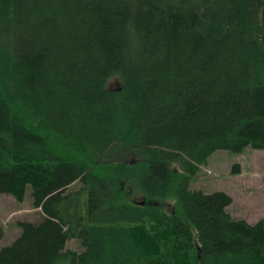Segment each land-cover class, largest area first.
<instances>
[{
    "label": "trees",
    "instance_id": "trees-1",
    "mask_svg": "<svg viewBox=\"0 0 264 264\" xmlns=\"http://www.w3.org/2000/svg\"><path fill=\"white\" fill-rule=\"evenodd\" d=\"M246 148L264 0H0V193L42 212L0 264H264V220L191 189Z\"/></svg>",
    "mask_w": 264,
    "mask_h": 264
},
{
    "label": "rangeland",
    "instance_id": "rangeland-1",
    "mask_svg": "<svg viewBox=\"0 0 264 264\" xmlns=\"http://www.w3.org/2000/svg\"><path fill=\"white\" fill-rule=\"evenodd\" d=\"M120 81L112 79L108 87L116 89ZM130 159V157L128 158ZM238 166V173H233V166ZM75 183L72 187H78ZM191 189L202 190L205 193L223 191L231 197V203L226 208L232 217L254 223L264 220V153L262 150L246 148L240 154L227 151L213 153L207 163L202 166ZM141 196H137L140 200ZM42 218L40 208L32 205L30 192L23 202H17L11 195L0 193V225L4 236L0 247L9 244L19 234L18 221L38 222ZM67 248L80 251V245L71 240Z\"/></svg>",
    "mask_w": 264,
    "mask_h": 264
}]
</instances>
